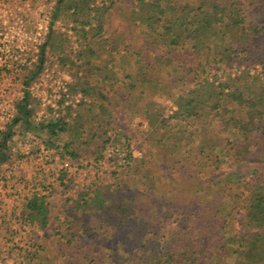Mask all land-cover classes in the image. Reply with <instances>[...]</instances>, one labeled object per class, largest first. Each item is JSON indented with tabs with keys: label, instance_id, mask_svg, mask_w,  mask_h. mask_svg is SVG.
Wrapping results in <instances>:
<instances>
[{
	"label": "trees",
	"instance_id": "1",
	"mask_svg": "<svg viewBox=\"0 0 264 264\" xmlns=\"http://www.w3.org/2000/svg\"><path fill=\"white\" fill-rule=\"evenodd\" d=\"M116 2L58 0L39 40L34 75L21 69L23 98L0 140V166L18 126L71 165L90 159L99 164L109 147L124 145L110 134L114 100L154 128L155 149L144 162L124 168L112 188L86 189L66 205L64 222L53 229L63 246L62 264H264V181L259 192L247 193L205 180L225 167L264 163V28L245 27L243 0H138L135 36L179 56L172 63L153 60L137 43L107 50L100 42ZM60 22L73 25L71 34L56 29ZM52 64L74 76L69 97L81 96L80 104L74 110L64 99L58 117L48 108L37 122L42 104L32 100L31 87ZM156 163L183 172L187 181L182 196L177 189L165 194L163 210L152 197L162 181ZM47 199L34 196L23 212L42 231L48 227ZM176 200L188 206V228L168 246L161 216L178 209ZM43 255L42 245H31L26 264H50Z\"/></svg>",
	"mask_w": 264,
	"mask_h": 264
},
{
	"label": "rangeland",
	"instance_id": "2",
	"mask_svg": "<svg viewBox=\"0 0 264 264\" xmlns=\"http://www.w3.org/2000/svg\"><path fill=\"white\" fill-rule=\"evenodd\" d=\"M57 2L58 0H0V56L5 55L9 58L10 62L13 60V57L18 58L15 64L20 66L18 70H12L16 78V81H14L15 88L12 90V98H17L15 99L16 103L22 100L24 93V75L21 74V69L26 70V73H28L27 76H32L38 64L39 40H41V37L35 41L34 35L36 29L41 24L45 27L44 21L46 22V26L50 24V19L56 8ZM137 2L138 0H117L114 9L109 13L106 33L100 39V42L107 50H122L127 44L137 43L141 47H146V55H148V53L152 54L153 60H165L172 63L179 57L177 53L165 52L164 50L153 48L143 38L135 36V32L138 33L139 30L133 27L132 12ZM242 13L246 28H264V0H243ZM56 29L62 32L68 31L71 34L73 25L60 22L56 25ZM1 64H5V61H0V65ZM74 82L75 78L73 75L61 71L57 64H52L47 67L44 74L34 78L35 87L32 92L43 104L42 108L47 109L48 107L44 105L49 106V102L54 105L64 100L62 91H59V87L54 85L59 83L61 86L65 87L68 92L69 86L73 85ZM67 94L70 99L69 92ZM69 99L67 101H69ZM75 104L76 101L70 99V104H68V106H73ZM168 106L171 108L173 103H168ZM112 115L114 118V129L110 134L112 136L116 135L119 138L121 137L122 143H128L130 146L128 153H132L135 156V160L138 161V164L139 162H144L149 152H153L155 149L150 140L154 128L150 127L149 124L142 119H132L126 114L120 104L114 100ZM145 124H147L146 128L144 127ZM21 133H26L24 127L19 130L15 138L13 137V141L8 146L9 150L6 152V162L11 160L10 167H15L17 170L18 175L14 177V181L19 182V180L22 179V183L31 184L38 179L39 176L44 179L46 176L51 175H54L55 179H58V174L54 171L55 169L49 172L47 171V166L51 164V160L49 159V161L44 158L42 151L38 152L33 149L29 160H26L24 152H13V146L16 141L25 138ZM128 153L126 149L125 155ZM10 157L12 159H10ZM122 158H125L122 153L120 157L119 155H114L111 158L106 152L104 160L99 164L95 162V159L79 163L80 166H83L81 167L82 171L76 173L78 175L75 176L78 177L81 174L82 180L84 181L83 189H77L74 184L69 183V181L72 182L73 180V174L71 175V177L73 176L72 179H67V185L64 186L66 187L65 190L58 192L57 196L55 195L52 197V201H49L50 213L47 230H40L39 235H36L34 234L36 231L34 232L30 225L29 233L24 237L25 243L19 241V235L25 233L24 231L18 232V236L14 233L11 237L9 234L10 236L6 238V246L10 248L9 250L13 251L10 257L16 259V263L13 264H26L25 255H27V250L24 249L25 254H23L19 252V249L22 244L25 245L27 243L30 245H42L44 250L43 256L50 261V264H62L60 261V252L63 246L59 243L60 241L58 238L53 235V229L59 227L60 224L64 222L66 205H71L72 202L79 200L82 196V191L86 189L95 188L99 190L105 187L112 188L116 183L117 177L124 171V168L120 166ZM37 162L38 164H36ZM19 170L21 171L19 172ZM155 170L157 176L160 177L162 181L159 185L160 190L158 194H154L152 197L153 201L157 203L158 208L163 210L169 201L165 194L177 189L182 196L187 189V181H185L183 172H167L158 165V163H156ZM189 177L190 175L188 178ZM205 180L213 186L216 185V187L244 190L247 193H257L263 187L264 163H250L225 167L219 172L207 176ZM12 184L14 185V182ZM21 186L22 185L18 186V191L21 190ZM67 189H69V191ZM28 192L30 193L31 191L25 188V191L21 192V194L25 196L28 195ZM187 196H189L188 192L183 198ZM174 206L178 208L175 212L170 213L171 211H167L161 216L165 228L166 239L164 242L165 245L168 246H175L183 238V233L186 232L188 228L187 216L190 214L186 213L188 206L185 203L177 202V200L174 202ZM10 209V207H6L5 210L9 212ZM195 210L196 209H193V211ZM193 214H191V219L197 222V216H193ZM243 221L244 218L241 216L238 219L237 225L239 226ZM38 236H40V240H37ZM5 253L8 254L9 251H5Z\"/></svg>",
	"mask_w": 264,
	"mask_h": 264
},
{
	"label": "built area",
	"instance_id": "3",
	"mask_svg": "<svg viewBox=\"0 0 264 264\" xmlns=\"http://www.w3.org/2000/svg\"><path fill=\"white\" fill-rule=\"evenodd\" d=\"M43 23H45V27L41 25H39V27L36 29V33L34 35L35 37V41L36 39H38L39 37H43L46 35V33L48 32V28L49 25L46 26V22L44 21ZM5 53V52H4ZM0 61H5V64H1L0 65V140L2 139L3 134L6 132L7 127L15 120L16 116H17V110H18V105L19 102L16 103L17 98H12V90L15 88V82L16 78L14 75V71L18 70L20 68V66H17L15 63H17L18 58H14L13 60L10 62L9 58L6 57L5 55L0 56ZM12 79V80H10ZM54 86H58L59 87V91H62V97L63 99H67L68 98V92L67 89H65V87L61 86V84L57 83ZM20 96V94H19ZM59 103V102H58ZM58 103L52 105L49 102V106L50 108H52L53 110H58L59 105ZM52 105V106H51ZM45 107H47L46 105H44ZM41 116V115H40ZM40 116L38 117L40 120ZM43 116V115H42ZM144 127H147V124L144 125ZM16 136V135H15ZM14 136V138H15ZM25 138H22L21 140H17L16 143L13 146V152L17 153V152H21L25 154L26 160H29L30 158V154L33 151V145H34V138L27 133L26 135H22ZM13 137L10 139L6 140V146L8 147L11 143V141L14 139ZM9 148V147H8ZM126 147L125 144L124 145H116V146H111L108 148L107 153L108 155L112 158V156L114 155H119V157L121 156V153L125 156V158H122V161L120 162V166L123 168H126L127 166H132L135 163V156L132 154V160H126ZM44 158H46L47 160L50 159V153L43 150L42 151ZM128 153V150H127ZM10 159H12L10 157ZM50 161V160H49ZM10 162L11 160H9V162H5L1 167H0V183L3 187V192L6 196L10 195L9 199L7 200L9 203L7 206H9L11 209L9 210V212L7 211V214L10 216V218L16 219L18 221L17 218H20L19 215L15 214L16 211L15 209H18V203H17V199L22 195L21 192L25 191V188L28 189V191H31L30 193L28 192L27 197H31L33 198L34 195L36 193H39L41 197H46V198H50L52 196V190L55 187L56 184H58V182L60 180H62V182L65 184L68 178V173L66 174V168L67 166L64 164H61L58 167V170L55 169L54 171L58 174V179H55L54 175L51 176H46L44 179L39 176L38 179H36L35 181H33L31 184H27V183H22V179L19 180V182L14 181V177H17V170L15 169V167H10ZM38 164V162L36 163ZM81 167L76 166L74 168V170H76L75 173H78L80 171ZM99 170V169H98ZM49 172V170H47ZM14 182V185L12 184ZM12 184V185H11ZM6 185H8V187H6ZM21 186V190L18 191V186ZM16 217V218H15ZM24 221V220H23ZM21 222V226H20V231L19 232H25L20 234V239L19 241H23L25 243V239L24 237L27 235V233H29L30 230V225L24 222ZM16 232V230H15ZM16 235V234H15ZM18 236V234H17ZM16 236V237H17ZM12 237V236H11ZM21 248L19 249V252L24 251L25 249V245L22 244V246H20ZM21 255V254H20ZM23 262V261H22Z\"/></svg>",
	"mask_w": 264,
	"mask_h": 264
},
{
	"label": "crops",
	"instance_id": "4",
	"mask_svg": "<svg viewBox=\"0 0 264 264\" xmlns=\"http://www.w3.org/2000/svg\"><path fill=\"white\" fill-rule=\"evenodd\" d=\"M74 84H75V82H74ZM73 84V85H74ZM73 85H71V86H73ZM71 86H69V90H70V88H71ZM34 87H35V84H34V81H33V85H32V87H31V95H32V100H35L36 102L38 101V102H40L35 96H34V94H33V92H32V90L34 89ZM23 98V97H22ZM73 100H75L76 101V104L75 105H73V107H74V110H76L77 109V107L79 106V104H80V100H81V96H79L78 98H76V99H73ZM41 103V102H40ZM42 104V103H41ZM68 104H70V100H69V102L67 103V106H68ZM43 105V104H42ZM48 107V106H47ZM48 108H50V107H48ZM48 108L47 109H44V108H42L41 107V109H40V111H38V113L36 114V116H35V118H36V120H37V122H39L40 120H41V118L44 116V114L46 115L47 114V112H48ZM64 109V107H62V108H58V110H55L54 111V113H53V115L54 116H57L58 117V114L59 113H56V112H60V111H62ZM41 115V116H40ZM43 115V116H42ZM40 116V120H39V117ZM25 128V127H24ZM21 128L18 126L17 127V129H16V131H15V133L17 134L18 132H19V130H20ZM29 133V132H28ZM33 138H34V136L31 134V133H29ZM13 141V140H12ZM11 141V142H12ZM38 145V146H37ZM33 147H34V151L36 150V151H38V152H40V151H43L44 150V148H43V145H41V144H38V142H36V143H34V145H33ZM50 160H51V164L50 165H48L47 167V169L50 171V170H53V169H57L58 170V167L61 165V164H64V165H66L67 166V168H66V174L68 173V178H69V180L70 179H72V177H71V175L73 174L74 175V177H73V180H72V182H70L69 181V183L70 184H74L75 186H76V188L77 189H83V186H84V181L82 180V176H81V174L77 177V176H75V175H78V174H76L75 172H76V170H74V168L76 167V166H79V167H83V166H80L79 164H69V163H67L65 160H64V158H62V156L61 155H56L54 152H52V153H50ZM82 162H84V161H82ZM1 167V166H0ZM21 170H19V172H20ZM80 171H82V168L80 169ZM79 171V172H80ZM78 172V173H79ZM30 173H32V172H30ZM22 175V174H21ZM34 175H35V173H34ZM71 177V178H70ZM67 178V179H68ZM68 181V180H67ZM67 181H66V183L64 184V186H66L67 185ZM6 187H8V185H6ZM66 188V187H65ZM65 188L63 187H61V185L58 183V184H56L55 185V187L53 188V190H52V196L50 197V198H48L47 199V203L48 204H50V200L52 199V197H54L55 195L57 196V193L58 192H60V191H63V190H65ZM35 197H41L40 196V194L39 193H36L35 195H34ZM9 197H10V195H8V196H6L5 194H4V192H3V187H2V185H1V183H0V264H13V263H16L15 262V258H11L10 257V254L13 252V251H11V250H9L10 248L9 247H7L6 245H7V241H6V238L8 237V236H12V234H17L19 231H20V226H21V222L23 221L24 223H27V224H29V225H31V227L33 228V231L35 232L34 234H36V235H39V231L41 230V228L38 226V225H36V224H34L32 221H30V220H28L27 218H24L23 217V212H24V210H25V207H26V205L28 204V201L29 200H32V198L31 197H27V195H21L18 199H17V205H18V209H15V211H16V213L15 214H17V215H19L20 216V218H17L18 219V221L16 220V219H13V218H10V216L7 214V211L8 210H5L6 209V207L7 208H9V206H7L8 205V199H9ZM8 198V199H7ZM52 201V200H51ZM16 218V217H15ZM15 230H16V232H15ZM10 234V235H9ZM27 245V246H26ZM31 245L30 244H25V249L27 250L28 249V247H30ZM5 251H9V253L8 254H6L5 253ZM2 252V253H1ZM2 254V255H1ZM23 254H25V250L23 251ZM12 257H13V255H12ZM25 261V260H24Z\"/></svg>",
	"mask_w": 264,
	"mask_h": 264
}]
</instances>
